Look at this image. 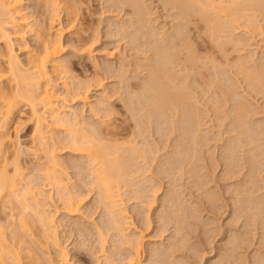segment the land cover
Instances as JSON below:
<instances>
[{"label":"rangeland","instance_id":"rangeland-1","mask_svg":"<svg viewBox=\"0 0 264 264\" xmlns=\"http://www.w3.org/2000/svg\"><path fill=\"white\" fill-rule=\"evenodd\" d=\"M133 1L130 5L114 0H57L55 3L63 49L57 58L61 70L53 78L60 95L59 104L66 106L64 113L71 118L75 113L102 131L108 129L107 133L105 129L103 134L100 131V138L107 144L115 140L131 141L145 151L144 154H139L140 149L136 153H123L133 158L126 177L133 182L128 179L127 186L125 183H122L125 187L121 186L124 236L118 237L110 227L105 206L95 185L91 184L89 158L75 150L67 132L49 120L47 135L54 141L51 139L48 144L55 149L58 173L64 178L68 192L81 198L79 209L73 213L62 207L56 188L43 176L47 158L38 147L37 139L32 138L30 111L22 106L16 115L18 130L12 135L24 150L18 163L25 180L42 190L43 203L50 211L55 213L58 209L53 224L69 264H264L258 261L264 257V17L259 12L248 11L244 12L247 15L244 18L234 20L231 17L235 16L230 13L218 11L222 19L219 28L222 36L218 32L222 40L218 42L224 44L221 46L212 40L199 17L183 22L179 8L165 0ZM211 1L216 8L225 6L220 5V0ZM69 5L76 12L73 27L66 14ZM23 7L35 22V32L42 36L50 0H24ZM251 12L254 16L250 20ZM141 23L145 28L140 27ZM229 23L232 27L227 28ZM179 25L185 26L179 39L189 40L190 46L173 59L171 72L175 71L178 77L173 76L170 82L173 80L178 85L179 91L171 86L186 98L185 103L197 110L199 137L194 139L191 131H186L184 161L173 162L170 157L174 158L173 152L183 132L179 110L168 112L160 121L167 126L160 123L162 131L158 130L154 122H141L144 101L137 94L141 93V81L147 74L143 63H150L153 58L148 41L155 42L154 37L168 36L165 39H169L174 26ZM137 27L140 31L145 29L142 34L153 30L157 34L152 38L151 34H138ZM221 28L224 32L231 31L228 33L233 35L232 42H223L227 32L222 33ZM131 31L137 32L134 42L130 39ZM26 40L31 49L38 50L36 36L27 34ZM176 41L178 45L180 42ZM158 42L162 44V40ZM16 49L25 63L26 52L17 46ZM242 62L243 69L239 66ZM245 69L261 70L263 87L254 84L246 73L251 70ZM215 70L218 79L214 77ZM64 85L70 88L71 91L66 88L69 93ZM239 103L245 105L244 112ZM246 123L255 133L251 136L255 143L241 133L240 126ZM231 142H235V147H230ZM131 143L124 144V148ZM169 159L172 164L165 163ZM249 197L253 199L252 204L246 201ZM9 210L0 205V235L10 244L15 227L25 236L30 248L41 256L43 264H48L49 257L57 256L58 251L53 246H49V251L41 250L38 240H44L40 225L32 221V231L21 228L18 214L11 220ZM133 236L142 238L138 260L134 259L130 241ZM8 262L14 264L11 259Z\"/></svg>","mask_w":264,"mask_h":264},{"label":"bare ground","instance_id":"bare-ground-1","mask_svg":"<svg viewBox=\"0 0 264 264\" xmlns=\"http://www.w3.org/2000/svg\"><path fill=\"white\" fill-rule=\"evenodd\" d=\"M23 1L24 0H0V43L2 44V48L0 49V205L2 209H10L9 211L13 214L10 215V219L11 217L13 218L16 216H14L15 213L18 214L21 228L23 227L26 228V230L32 231V223V226H30V222L32 221L33 224L37 222L40 225L42 229L41 237L42 240H44L43 242L38 240V242H40L39 246L41 250L49 251V246H53L58 251L57 256L49 257L48 264H69L67 253L62 249L59 243L56 228L53 224L55 217L54 214L58 212L57 207L55 213L52 212L53 210L50 211V209L46 207V204L43 203L45 196L43 195L42 190L38 189V186L25 180L22 169L18 163V157L24 152V150L15 141L12 132L16 133L18 130L19 120L16 115L20 112L22 106L27 107L30 111L29 120L33 122L32 138L35 137L37 139L38 147L45 153V157L47 158V165L43 176L54 189L56 188L55 190L60 197L62 207H64L66 211L73 213L79 209L81 198L80 196H74L68 192L66 184L64 183V178L58 173L57 166H59V161L56 158L55 149L48 144L49 140L52 139L54 141V138H50L51 135H47L46 128L50 125L49 120H51L52 124L61 127L67 132L66 134H68L70 139L69 143L75 150L85 153L89 158L88 163L92 165V169L90 167V176H92L91 184L93 182L95 185L94 187L97 189V194L100 196V202L104 204L105 211L110 218V224L112 225H110V227L116 232L115 235H119L118 237L124 236V228L122 227L124 217L122 216L125 209L122 206L123 198H121V186L127 182L125 180L129 179L126 178L129 174L128 169L133 166V164H131L132 161H130L132 157L124 155L123 153L129 152V154H131L142 150L139 154H144L145 151L143 152L144 148L142 147V149H140V147L137 148V143L136 145L134 143L132 145L131 141L118 143V140H115L114 143L107 144L100 138V131H102V129L100 130V127L88 125L84 120L79 119L75 113H73L74 116L72 118L64 113L66 106L59 104L60 95L57 90V83L53 78V74L57 70H61L62 66L57 62V58L63 49L61 43L62 28L60 27L59 18L56 14L55 3L57 0H50L51 7L48 12L46 26L41 33L42 36L35 32V22L25 12ZM114 1L125 2V4H128L129 2L130 5L133 0ZM206 1L209 0H165L166 3L179 8L180 16L181 18H184V21L181 19L183 22L186 21L185 19L188 20V18L194 16L199 17L200 21L204 22L206 30L210 31V37L212 40L214 39L217 42H222L219 37V33L221 32L219 28L222 25V19H220L219 16L221 14L220 12L225 11L227 14L230 13L229 15L235 16L231 17L234 20L236 17H238V19L244 18L243 15L245 16L248 11H253V14L259 12L260 15L264 17V0H220V3H222L220 5H223V3L225 4V6H219L220 8H216L212 3L213 1ZM133 2V4L131 3L132 6L135 4V1ZM218 11H220V14ZM244 12L246 14H244ZM66 14L68 16V22L71 27H73L76 16L75 9L69 5ZM253 14L251 12V14L248 15L249 18H246L250 19L251 15L254 16ZM226 15L224 17H226ZM143 25L144 24L141 23L140 27L142 28ZM180 25L178 27L174 26L175 29L173 28V32L175 34L173 33L169 39H165L166 37L168 38V36L165 38L162 37L163 39L154 37L153 39L155 42H152L155 44L148 41V45L151 47L150 49L153 48V58L150 59V63H148L149 61L146 62L148 63L147 65L146 63H143L146 66L147 74L141 81V93H139V95L137 94V98L139 97L140 100L144 101L141 103L143 110L141 115L143 120L141 122H154L156 126L158 124V130L162 131V125L167 126L165 125L166 122L163 123L160 121L164 120V117L168 112L179 110V123L181 124L180 126L183 132L177 141L176 150L173 152L174 158L170 157L173 159V162L184 161L186 153L184 152L183 142H186V137L184 136L186 131H191L194 139L199 137L197 135L199 132L197 110L185 103L186 101L184 100H186V98H184L182 94L180 95L173 90L174 87L172 86L176 87L177 84L173 83V80L170 82V80L173 79V76L176 78L178 75L174 70V72H171L173 69V59L177 56L179 57L181 50L188 49L190 46L188 44L189 42H187L189 40L185 38H180L181 41H179L180 39L178 36H181V34L184 33L182 27H185ZM226 27L230 28L232 26L229 23ZM143 28H145V26ZM139 29L140 28H135V31L137 30L138 34H140L142 30H145L141 29L140 31ZM223 29H225L224 23ZM135 31L129 33L131 34L130 37L133 38V40L130 38L132 42L137 40L135 39L137 36V32ZM153 31L152 33L149 31L151 38L153 34H157L156 31ZM225 32L223 31L222 33ZM228 32L231 33V31ZM144 33L148 34L147 31H144ZM227 33L225 35L227 37H222V39H224L223 42L225 41L224 43L234 40L232 38L233 35ZM27 34L36 36L39 43L37 51L30 48L26 40ZM148 35L147 37H149ZM220 36H222L221 33ZM155 39H157V41ZM159 40H162V44L158 45V43H161L158 42ZM175 41H179L180 43L177 45ZM222 44L220 43L219 45L223 46L224 44ZM16 46L18 49L26 52L27 59L25 63L22 62L17 55ZM242 65L243 62L241 64L239 63V66H241L242 69L245 68L244 65ZM169 66H171V68ZM252 71L253 70H251V72H246L249 74V76L246 75V77H250V80L254 81V84L257 85L258 83V85L260 84V87H263L264 76L262 78L263 81L260 78L262 71ZM258 73L260 74L257 75ZM218 76V72H216L214 77L218 79ZM66 84L67 83H65V85ZM65 85L64 88H68L67 86H69V84H67L66 87ZM177 88L178 87H176V90L179 91ZM68 89L70 90V88ZM68 89H66V91ZM77 94L80 95L81 92H78ZM81 99H83L84 102L86 101L85 97H81ZM103 103L104 102H102V104ZM102 104L98 103L97 105L101 106ZM239 106L241 110L245 107L243 103H239ZM127 107L130 108L129 105H127ZM92 109L93 108L91 107V110ZM105 110L106 112L108 111L107 109ZM134 114L138 117L137 113L134 112ZM106 115L108 116L107 113ZM136 121H138V119H136ZM242 122L243 121L240 123ZM160 123H162V125ZM138 124H140V122ZM240 127L243 128L241 133H244V136L246 134L248 140L250 139L253 143L254 141L251 139V136L255 133L250 126L246 123V125H241ZM104 129L105 128H103V131ZM105 131L107 133L108 129H105ZM108 134L115 135L114 132H109ZM239 135H241V137L243 136V134ZM245 138L246 137H244V139ZM238 140L239 142L242 141L240 137H238ZM69 143H66L67 146ZM128 143H131V145L124 148V144ZM231 144V148L235 147V142H231ZM165 163L172 164V161L169 159V161L167 160ZM136 171L135 173H137L139 169L137 172ZM129 180L131 181L132 179ZM251 181H253L252 178ZM132 182L133 181H131V183ZM125 184V186H127V183ZM246 201L252 204L253 199L249 197ZM7 204L9 207H7ZM28 219H30V221ZM1 236L2 235H0V264H9L8 259H11L14 264H43L41 256L30 248L25 236L17 231L15 227H13L12 230V242L10 244L5 236ZM33 237L36 236L33 235ZM133 237L134 238L130 241H132L133 245L134 259L138 260V251L142 243V238L140 236ZM233 237L234 236L230 238L231 241ZM22 251H25L24 255L22 254ZM259 257L261 258V255ZM23 259H29L30 262L24 261ZM258 261L264 262V257Z\"/></svg>","mask_w":264,"mask_h":264}]
</instances>
